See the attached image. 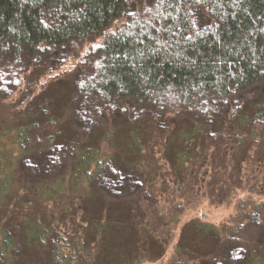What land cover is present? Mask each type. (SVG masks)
Returning a JSON list of instances; mask_svg holds the SVG:
<instances>
[{
    "label": "trees",
    "instance_id": "obj_1",
    "mask_svg": "<svg viewBox=\"0 0 264 264\" xmlns=\"http://www.w3.org/2000/svg\"><path fill=\"white\" fill-rule=\"evenodd\" d=\"M131 4L0 0V264H264V0ZM76 95L160 113L116 135Z\"/></svg>",
    "mask_w": 264,
    "mask_h": 264
},
{
    "label": "rangeland",
    "instance_id": "obj_2",
    "mask_svg": "<svg viewBox=\"0 0 264 264\" xmlns=\"http://www.w3.org/2000/svg\"><path fill=\"white\" fill-rule=\"evenodd\" d=\"M155 2V0H132V4L130 7V10L127 14V18H131V16L136 15H143L147 13L150 5ZM195 19L200 28H205L210 21L207 19L205 12L199 8L196 10L195 13ZM129 18V19H130ZM128 20V19H127ZM125 19H122L118 21L110 31L118 28ZM101 38H94V39H88L81 42H76L75 44H72L65 48L63 51L66 52V61L64 64L60 66V70H55L51 73L49 76V79L55 78L56 76H59V74H67L72 73L74 76V72H77L79 75L87 76L88 74H91V72L97 67L98 60L92 56L90 53V50L99 44L101 42ZM85 68V70H82L81 68ZM77 68V71L76 69ZM60 71V72H59ZM62 74V75H63ZM72 102H75L77 107L73 110V113H77V120L80 123V125L84 126H92L94 123V117H97L100 114V110L102 109V112L104 114L109 113V117L105 119V123L100 125L99 127H103L105 130L108 131V126H110V129L115 131L116 135H123L124 130L131 125L132 121L136 118L134 116L135 113L133 112H146V114L151 115L150 112H153L154 114L160 113L155 108H151L149 106H143L139 104L138 102L129 101V100H119L116 101L114 106H109V110L105 111L102 104H98L96 101H93L91 98L82 97L76 95L75 99L72 98ZM98 108H101L100 110ZM142 108V110H141ZM98 109V110H97ZM104 110V111H103ZM141 110V111H140ZM149 110H154L147 112ZM102 114V113H101ZM144 117V116H143ZM78 123V124H79ZM134 125V124H133ZM97 127V126H96ZM118 137V136H117ZM120 138V137H118ZM120 145V144H119ZM55 159V158H54ZM110 171L112 172V166L110 167ZM118 171V169H117ZM117 173V172H116ZM226 207H222L220 209H207V212L209 213L208 220L209 221H219L220 215L224 213L223 209ZM162 261L156 263V262H149L146 264H161Z\"/></svg>",
    "mask_w": 264,
    "mask_h": 264
}]
</instances>
